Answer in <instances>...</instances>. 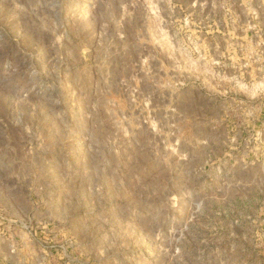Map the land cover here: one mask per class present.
<instances>
[{
    "label": "rangeland",
    "instance_id": "374dc122",
    "mask_svg": "<svg viewBox=\"0 0 264 264\" xmlns=\"http://www.w3.org/2000/svg\"><path fill=\"white\" fill-rule=\"evenodd\" d=\"M0 264H264V0H0Z\"/></svg>",
    "mask_w": 264,
    "mask_h": 264
}]
</instances>
